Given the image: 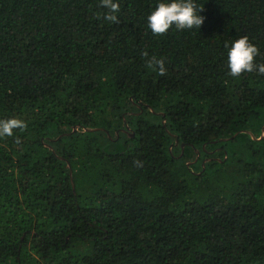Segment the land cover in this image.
Here are the masks:
<instances>
[{
	"label": "trees",
	"instance_id": "16d2710c",
	"mask_svg": "<svg viewBox=\"0 0 264 264\" xmlns=\"http://www.w3.org/2000/svg\"><path fill=\"white\" fill-rule=\"evenodd\" d=\"M116 2L0 0V264H264V75L224 46L264 63V0L161 36Z\"/></svg>",
	"mask_w": 264,
	"mask_h": 264
},
{
	"label": "clouds",
	"instance_id": "9594fccd",
	"mask_svg": "<svg viewBox=\"0 0 264 264\" xmlns=\"http://www.w3.org/2000/svg\"><path fill=\"white\" fill-rule=\"evenodd\" d=\"M99 6L107 9L103 19L113 24L120 23L116 15L120 11V4L116 0H100ZM202 11H204L203 6H199L195 0H167V2L162 0L147 17L148 28L154 36L164 35L173 27L177 31L199 30L205 19L199 14ZM224 46L228 49V75L239 77L245 72L264 75V63L255 62V58L260 54L259 49L249 42L246 35L232 41L230 47L227 43ZM141 55L146 59L147 67L158 69L161 76L166 75L163 58L157 59L155 56L149 58L147 51L142 52ZM25 127L24 121L20 119L0 120V138L11 137L14 130ZM134 164L142 166L138 161H134Z\"/></svg>",
	"mask_w": 264,
	"mask_h": 264
}]
</instances>
